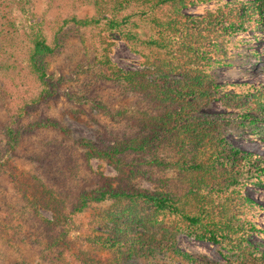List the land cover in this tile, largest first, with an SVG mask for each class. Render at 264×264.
Wrapping results in <instances>:
<instances>
[{
    "label": "trees",
    "instance_id": "obj_1",
    "mask_svg": "<svg viewBox=\"0 0 264 264\" xmlns=\"http://www.w3.org/2000/svg\"><path fill=\"white\" fill-rule=\"evenodd\" d=\"M28 1L10 0L21 13L26 12ZM78 1L91 3L95 15L71 16L77 28L115 32L133 51L135 45L141 47L143 69L115 70L106 56L97 63L108 69L103 79L112 80L119 95L143 99L149 106L109 109L96 102L110 123L93 141L75 140L60 119L45 111L62 95L80 103L77 96L62 94L60 80L47 72L46 59L58 53L63 27L55 30L49 42L36 24H29L22 34L26 75L39 90L16 92V108L0 126V177L9 167V182L26 205L17 208L18 220L25 232L33 233L31 244L40 263L67 264L65 243L72 220L91 204H112L110 210L94 215L91 223H112L114 237L88 238V243L110 253L107 264H120L125 253L160 245L163 238L158 234L122 220L127 219L122 205L128 202L173 218L177 227L183 225L196 238L238 253L251 264H264V250L250 239L264 234L252 220L264 208L236 188L244 171L250 172L247 167L252 174L264 175V157L256 160L252 153L233 146L216 120L199 115L221 92L204 71L221 61L225 42L251 22L264 27V0H231L203 13L187 10L217 0ZM102 20L104 26H100ZM14 29V22L6 19L0 7V50L14 44ZM251 97L264 112V93L257 91ZM75 113L71 110V115ZM93 159L105 162L116 176L111 179L94 171ZM15 160L26 168H15ZM168 170L175 173L177 193L150 192L132 182ZM166 179L156 176L160 184ZM40 208L49 210L52 218L43 217Z\"/></svg>",
    "mask_w": 264,
    "mask_h": 264
},
{
    "label": "rangeland",
    "instance_id": "obj_2",
    "mask_svg": "<svg viewBox=\"0 0 264 264\" xmlns=\"http://www.w3.org/2000/svg\"><path fill=\"white\" fill-rule=\"evenodd\" d=\"M229 1H211L190 8L187 12L212 11ZM0 2L6 19L14 22L17 35L12 46L0 50V126L16 108V92L25 88L27 91L39 90L32 78L30 80L29 77L30 82L26 75L22 34L28 31L29 24L38 25L48 42L52 40L55 30L63 27V41L58 53L46 59L47 72L60 80L59 91L62 94L77 96L80 103L62 95L51 102L45 111L60 119L72 138L93 141L97 132L110 123L104 112L96 107V102L109 109H143L149 106L143 99L119 95L115 83L103 79V74L109 73L108 69L97 63V60L106 56L115 70L143 69L144 59L139 54L141 47L135 45L133 51L118 33L92 27L80 29L69 20L71 16H94L95 9L91 3H80L78 0H29L26 12L21 13L10 0ZM101 22L100 26H104V21ZM223 48L225 55L221 61L204 71L206 78L220 85L221 92L199 115L201 118L216 120L219 131L230 144L252 153L256 160L261 159L264 157V112L255 107L251 94L257 91L264 93V27L260 23L251 22L244 32L227 40ZM71 110L76 112L75 115H71ZM15 161V168H26L23 162ZM90 163L94 171L111 179L117 174L105 162L93 159ZM247 169L250 172L244 171L243 176L238 178L236 188L264 208V175L257 176L251 173L250 167ZM9 173L10 168L5 167L0 177V264H16L20 261L42 264L31 244L33 233L25 232L18 220L17 208H26V205L12 188ZM13 174L18 173L13 171ZM156 176L166 177V182L157 183ZM132 182L150 192H178L175 173L171 170L156 171L154 175L138 177ZM111 206V203L91 204L86 212L73 218L65 243L64 261L67 264L108 263L110 253L88 243V238L98 235L114 237L112 223H91L94 215L110 210ZM122 208L126 209L127 218L123 217V221L133 228L141 225L163 240L160 245L140 249L138 253L123 254L120 264H251L238 253H228L222 246L196 238L191 229L183 225L177 227L173 218L155 214L144 205L124 202ZM39 213L49 220L52 218L49 210L40 208ZM133 218L137 220L132 221ZM252 220L264 229V211L255 212ZM250 239L264 250V234L253 235ZM174 250L192 256L195 261L185 260Z\"/></svg>",
    "mask_w": 264,
    "mask_h": 264
}]
</instances>
